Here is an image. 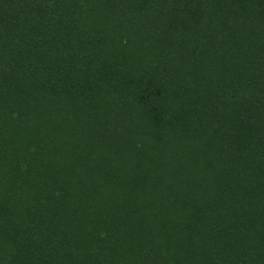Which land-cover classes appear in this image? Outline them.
<instances>
[{"label":"trees","instance_id":"16d2710c","mask_svg":"<svg viewBox=\"0 0 264 264\" xmlns=\"http://www.w3.org/2000/svg\"><path fill=\"white\" fill-rule=\"evenodd\" d=\"M0 264H264V0H0Z\"/></svg>","mask_w":264,"mask_h":264}]
</instances>
